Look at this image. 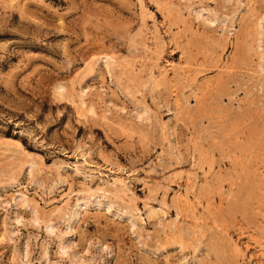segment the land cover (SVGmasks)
Here are the masks:
<instances>
[{
	"label": "rangeland",
	"instance_id": "1",
	"mask_svg": "<svg viewBox=\"0 0 264 264\" xmlns=\"http://www.w3.org/2000/svg\"><path fill=\"white\" fill-rule=\"evenodd\" d=\"M0 264H264V0H0Z\"/></svg>",
	"mask_w": 264,
	"mask_h": 264
}]
</instances>
